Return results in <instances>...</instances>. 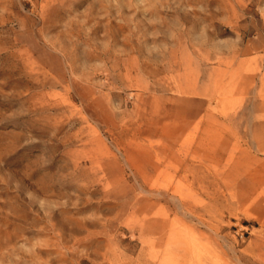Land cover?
<instances>
[{"label":"rangeland","instance_id":"1","mask_svg":"<svg viewBox=\"0 0 264 264\" xmlns=\"http://www.w3.org/2000/svg\"><path fill=\"white\" fill-rule=\"evenodd\" d=\"M0 264H264V0H0Z\"/></svg>","mask_w":264,"mask_h":264}]
</instances>
